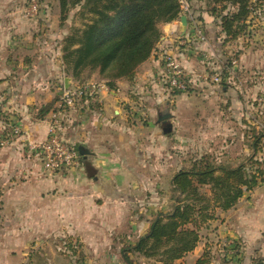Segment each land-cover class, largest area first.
<instances>
[{"label": "crops", "instance_id": "obj_1", "mask_svg": "<svg viewBox=\"0 0 264 264\" xmlns=\"http://www.w3.org/2000/svg\"><path fill=\"white\" fill-rule=\"evenodd\" d=\"M180 1L199 22L206 41L178 40L180 18L161 24L155 49L133 78L109 87L97 71H85L81 80L67 73L62 57L69 28L57 0H42L35 19L24 16L26 0H0V143L9 139L0 144V264H21L24 259H10L9 250L27 248L41 233L53 232L61 241L75 239L93 249L110 247L112 235L123 231L131 239L146 224H138L135 209L143 212L158 196L163 198L164 185L173 188L174 174L185 166L179 154L217 152L222 165L237 160L230 145H218L232 134L233 120L253 116L254 94L264 91V81L195 82L192 91L170 95L161 82L163 52H172L195 77L216 72L208 61L217 42H224L204 1ZM190 32L187 19L185 36ZM66 79L69 86L96 82L105 87L61 121V136L79 154L80 167L50 175L28 144L47 138L46 119ZM164 115H170L169 134L162 132L159 119ZM189 118L192 123L183 126ZM14 127L20 134H12ZM259 196L256 189L245 192L230 210L216 211L201 229L195 250L178 264H196L214 247L226 248L223 259L232 263L235 244L243 246L237 259L264 257V192ZM147 215L145 210L142 216ZM207 264L220 262L210 259Z\"/></svg>", "mask_w": 264, "mask_h": 264}, {"label": "trees", "instance_id": "obj_2", "mask_svg": "<svg viewBox=\"0 0 264 264\" xmlns=\"http://www.w3.org/2000/svg\"><path fill=\"white\" fill-rule=\"evenodd\" d=\"M196 1H204L209 15L218 20L224 41L248 35L254 12L260 7V3L254 5L252 0ZM58 2L63 13L69 5H81L83 16L87 15L81 27L73 28L63 40L62 59L67 73L81 80L85 71H97L101 79L109 81V87L118 79H132L136 68L155 49L161 37L160 25L178 20L181 15L179 0ZM263 138L262 132L254 137L252 156L235 167L218 163L210 154L191 157L188 167L173 176L172 189L178 197L172 211L154 218L147 235L130 249L145 257L158 258L162 264H175L193 252L200 241L201 229L215 219L216 211L230 210L245 192L264 182L254 160L259 150L257 144ZM124 260L133 264L126 255ZM209 260L206 250L196 264H207ZM262 262L257 260V264Z\"/></svg>", "mask_w": 264, "mask_h": 264}, {"label": "rangeland", "instance_id": "obj_3", "mask_svg": "<svg viewBox=\"0 0 264 264\" xmlns=\"http://www.w3.org/2000/svg\"><path fill=\"white\" fill-rule=\"evenodd\" d=\"M256 3H260L258 5L260 7L254 12L255 19L251 26L250 33L248 35L245 34V36L243 35L239 39L217 42L215 56H211L214 61L211 59L208 61L212 62L217 73L222 74V76H220L222 82L226 80L244 81L246 83H250V81L255 82L257 80L264 81V34L261 26L264 22V0H260V2ZM82 9L83 6L81 5H69L63 13L59 5L60 15L67 21L69 34L73 28H80L83 24L84 18L87 15L83 16ZM247 32L248 31L245 33ZM254 96V104L250 108L251 112H253V116L249 119L239 118L233 120V123L230 124L233 131L232 134L226 138L224 136L223 140H221L218 145L221 146L224 143L230 145L229 147L232 149L231 153L234 154V159H237L225 166L231 165V167H234L233 164L238 165L237 161H239V163H246V159L252 156L253 153L251 144L254 141V137L261 134V132L264 134V91L261 90L258 94L255 93ZM190 119L191 118H189L188 122L183 121V126L189 127L192 123ZM190 132L192 131L190 130L188 132V137L192 138L193 134H190ZM257 147L259 150L254 160L257 161V167L260 168L264 177V138L260 140ZM205 152H207L206 154L212 155L213 158L221 164L220 160H222V157L220 159L217 152ZM194 154L193 151H186L179 154L185 165L183 167H188L189 160H191ZM161 189L163 198L158 196L157 199L151 202L152 205L143 207L144 211L148 210V215L146 217L142 216L144 211L139 213L141 207L135 209L138 216L136 217L138 224H143L144 221L146 224L141 225V230L135 235H132L131 239H128V233L123 231L112 235L111 239H113V245L110 247L93 249L85 248L79 241L76 242L75 239L72 241H61L58 237H53V232L41 233L39 236L40 239L36 240V238H34L25 249L9 248V257L10 259H24L21 264H127L124 260V255H126L133 264H162L159 262L158 258L145 257L143 253L130 249L139 238L147 235L150 229V223L154 218L158 215L164 216L170 213L176 204L178 194L173 191L171 186L164 185ZM255 189L259 196L264 192V182ZM242 247L243 246L239 244H235V247L232 246L231 250L234 255L236 254L234 256L236 259H232V263L223 259L226 248H210L207 250V253L210 259H214L220 262V264H257V260L262 259L264 261V257H257L259 255L251 259H237L236 256L240 254ZM260 254L264 256V252H260ZM180 260L175 262V264H178ZM261 264H264V262Z\"/></svg>", "mask_w": 264, "mask_h": 264}, {"label": "built area", "instance_id": "obj_4", "mask_svg": "<svg viewBox=\"0 0 264 264\" xmlns=\"http://www.w3.org/2000/svg\"><path fill=\"white\" fill-rule=\"evenodd\" d=\"M260 0H252V3ZM181 5V15L185 16L191 25V32L186 36H181L178 40L192 41L197 39L205 42L206 37L199 22L190 13L187 5L179 0ZM42 9L41 0H26L24 16L27 19H35ZM162 74L161 82L170 95L188 93L193 90L195 82L219 83L221 77L217 72L204 73L191 77L179 63L177 57L170 51H165L161 55ZM104 84L96 82L79 83L69 86L67 89L61 88L55 108L46 119L48 131L47 138L38 143H29L28 149L31 153L41 158L43 167L50 175L59 171H67L80 167V156L77 151L67 143L61 136V121L66 113L73 109L84 99H94L99 91L104 88ZM142 118L146 119L147 114L142 113ZM13 135L20 134L17 127L12 129ZM9 139L3 140L0 144L8 143Z\"/></svg>", "mask_w": 264, "mask_h": 264}, {"label": "water", "instance_id": "obj_5", "mask_svg": "<svg viewBox=\"0 0 264 264\" xmlns=\"http://www.w3.org/2000/svg\"><path fill=\"white\" fill-rule=\"evenodd\" d=\"M180 24L182 26V33H181V36H185L186 34V30H187V18L185 16H181L180 19ZM262 32L264 34V22H263V25H262ZM64 88L67 89L68 86H69V82H68V79H66L64 81ZM170 115H164L163 117H161L159 120L164 122L163 126H162V132L164 134H169L171 133L172 131V126L170 123H167L166 121L169 119Z\"/></svg>", "mask_w": 264, "mask_h": 264}]
</instances>
